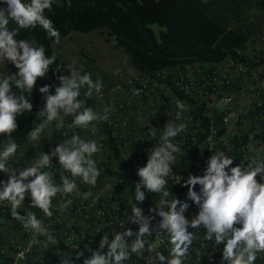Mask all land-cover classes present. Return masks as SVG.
<instances>
[{
    "label": "clouds",
    "instance_id": "obj_1",
    "mask_svg": "<svg viewBox=\"0 0 264 264\" xmlns=\"http://www.w3.org/2000/svg\"><path fill=\"white\" fill-rule=\"evenodd\" d=\"M53 2L54 0H0V67H3L5 60L11 62L18 70L19 79L15 81V85L24 91L30 92L33 89L36 80L43 77L48 71L49 65L53 64L55 56L46 58L43 47L30 46L26 40L17 41L13 37L17 35L20 28H34L39 25L47 32L48 36L58 38L57 29L53 26L52 21L44 15V11L50 9ZM254 13L260 18L264 17L259 13ZM10 20L18 25L17 29H9ZM254 32L247 47L238 50L235 57L226 58L217 62V64L198 65L187 63L169 69H162L156 72L154 76H148L137 71V75L132 78L131 82L136 86L140 99L148 102L146 104L148 115L156 117L160 123L159 126L154 125V127L162 130L166 137L171 136L173 139L175 135L180 138L183 132L182 119L192 113L196 122L204 127L205 124L202 125V122L204 123V120L207 121L208 119L204 115L202 117L203 102L197 104L189 98L191 97V88L185 89L184 82L188 77L200 81L205 74L216 73L219 68L226 66V64L229 67V84L222 88V92L233 97L232 103L228 107H233L238 111L247 109L250 106V98L258 97L259 92L246 94L243 93V89L247 86V83L253 80L249 79V72L257 70L264 56V44L257 42L258 38L264 36V27ZM238 65L243 67L242 72L237 70ZM196 69L201 71V76L196 77ZM176 70L178 72L174 74ZM183 71L187 76L183 74ZM260 74V77H264L262 73ZM12 79V76L0 79V134H10L17 127L16 115L31 109V105L22 96L18 103L17 99L9 94V81ZM61 84L62 86L56 89L55 95L47 97L45 111L48 121H52L57 117L58 109H63L65 113H72L81 107V103L76 98L79 96V88L82 85L87 84L89 90L93 87L99 88L98 84H92L88 74L81 77L79 82L75 77L70 79L61 77ZM157 87H162L172 94L169 97L171 105H161L153 97H149L152 96ZM39 91L47 93L48 88L42 87ZM242 95L245 97H241ZM245 100H247V104ZM166 107L171 108L173 111L171 115L165 113ZM224 109L228 108L225 107ZM43 114L42 112L41 115ZM222 114L219 113L214 118V122L219 121L223 128V133L219 136L216 135L217 144L215 147L220 151V156H213L209 160L206 174L202 178L190 177L187 181L189 186L188 196L191 201L201 202V197L192 191L193 185L202 186L201 191L203 194L201 211L198 217L191 221V226L197 227L202 223L207 229L208 239H211L212 234L215 233V240L218 243L225 241L223 256L231 260V264H253L257 259V254L264 252V183H258L256 180L257 175L264 172V164L257 165L255 168L250 167L253 162L255 163L257 155L249 153L251 150L248 153L242 150L248 142L246 132L243 133L242 127L235 126L233 121L230 125L224 126L221 121ZM103 117L102 124L105 127L106 135L100 137V143L105 137L110 143V140L117 139V135L114 136L110 130L109 127L112 122L109 118H105L104 112ZM95 119V115L86 109L75 117L74 125L86 127L89 122ZM44 127L45 125H41L31 131L29 133L30 139L35 141ZM64 136L68 141V146H58L55 149L59 162L50 159L48 155H42L40 158L32 159L30 161L32 166L19 171L18 175L16 173L17 168L12 166L14 169H9L10 165L8 164L16 155L18 144L10 141L0 148V204L4 202L10 204L13 209V216H18L15 211L17 207H21L24 211V206L27 207L31 213L27 217L25 227H30L39 233L45 232L39 220H45L46 216H52V212L53 215L56 214L53 218L58 219L59 223H64V221L66 223L74 212L78 213L76 218L79 219L78 216L83 218L80 209L76 207L75 201L74 203H68L69 208L66 211L61 212L54 209L55 201L51 202L52 197L58 191H61L50 183L55 178L56 173L61 175L63 171L67 170L73 176H80L84 182L94 184V186L96 182L103 179L98 176L99 171L103 169V164L100 162L96 164L89 158L92 153L97 151V144L94 141L78 142V137L70 131H65ZM199 137L201 138L200 135ZM254 139L255 143L259 139V134H256ZM109 143V151L112 153L114 160L120 164L122 162L120 149L121 144L123 148L125 147L124 143L120 142V148L115 146L119 155L118 160L115 159ZM136 143H138L137 140ZM138 144L142 146L146 142ZM251 144L253 145V143ZM176 151L177 149L172 144L166 143L164 147L158 148L152 154L147 165L138 171L144 187L152 192L161 191L166 183L165 177L170 173L169 163L174 160L172 153ZM147 152H149L147 148L135 150L129 165L121 166L120 164L119 177L125 179L127 169L133 165L138 156ZM235 152L244 161L241 168L239 166L231 168L235 162ZM246 154L248 156L245 158ZM84 163L87 164V167H82ZM229 171L230 175L227 174ZM63 184L62 191L64 193H71L76 186L74 182L68 179H65ZM94 186L91 189L94 192L100 191L102 196L105 189L100 190L94 188ZM139 187L138 185L135 199L143 201L144 195L140 192ZM167 195L168 193L164 192V196ZM91 202L96 206L94 200H91ZM31 203L37 207L36 210ZM177 203L178 201L172 200L169 211L159 213L163 217L160 227L167 229L169 234L173 256L169 264H181V258L185 256L188 246L192 242V235L186 232L188 222L182 215L187 205L181 204L179 210H177ZM132 214L133 217L139 219L141 216L140 209L133 206ZM22 215H24V212H22ZM236 223L242 226L233 228ZM228 230L232 231L231 238H227ZM148 232L147 223H142L135 241L130 246L125 244L124 237L132 236L131 230L116 232L110 242L106 232L100 239L98 247L91 249L89 255L84 256V249L78 248L75 251V256L82 257V264H123L129 259V251L139 253L145 247V241L141 237ZM104 245H107V252L99 250ZM150 247L155 248L156 245L152 244ZM19 255L23 256L24 254L20 253ZM41 255L49 257L46 250L34 252L28 258L29 264H42L40 262ZM39 257L40 259H38ZM159 259L163 261L165 257L159 255ZM61 264H77V262L69 257L67 260H63Z\"/></svg>",
    "mask_w": 264,
    "mask_h": 264
},
{
    "label": "built area",
    "instance_id": "obj_2",
    "mask_svg": "<svg viewBox=\"0 0 264 264\" xmlns=\"http://www.w3.org/2000/svg\"><path fill=\"white\" fill-rule=\"evenodd\" d=\"M257 42L264 44V36L258 38ZM228 70L229 67L226 64L216 73L205 74L200 81L188 77L184 82L185 89L191 88L189 98L197 104L203 102L202 117L204 115L208 119L210 126L208 128L201 126L199 122H196L192 113L182 119L181 137L174 135L172 139L171 136L166 137L162 130L154 127L153 123L146 124L136 140L140 144L151 140L150 146L145 147L149 152L136 158L133 165L127 169L125 179L119 177L113 182L108 180L109 184L102 196L100 191L94 192L91 189L94 184L84 182L82 177L73 176L67 170L61 175L56 173L50 183L61 191L52 197L51 202L55 201L54 209L61 212L66 211L69 208L68 203L75 201L83 218L80 216H78L79 219L76 218L78 213L74 212L66 223L65 221L59 223L58 219L53 218L56 214L53 215L52 212V216L39 220L42 228L45 229L44 233H39L30 227H25L27 217L31 213L27 207L24 206L25 211L17 207L15 211L18 216H13L10 204L7 202L0 204V264H29L28 258L31 254L45 250L49 257L41 255L42 259L40 257L38 259L42 264H61L69 257L76 260L77 264H82V257L75 256L78 248L84 249L83 254L87 256L91 249L98 247L104 233H108L110 242L116 232L125 230H131L133 233L130 237H124L125 244L130 246L135 241L142 223H147L149 228V232L141 237L145 241V247L139 253L129 251V259L123 264H169L173 258L169 234L167 229L160 227L163 217L159 213L168 212L172 200L178 201L177 210L181 204L187 205L182 215L188 222L186 232L192 235V242L185 256L181 258V264H231V260L223 256L225 241L218 243L215 240V233L212 234L211 239H208L207 229L202 223L197 227L191 226V221L196 219L201 211L203 194L202 186L193 185L192 191L201 197V202L191 201L187 185L190 177L202 178L206 174L209 160L213 156H220V151L215 147L217 144L216 131L212 127L214 118L219 113L224 114L221 115L224 126L230 125L233 121L235 126L242 127L243 133L246 132L248 142L242 150L245 153L251 150L249 153L257 155L255 163L253 162L250 167L255 168L257 165L264 164V77H260V73L264 75V56L257 70L249 72V79L253 80L243 89V93L246 94L259 92L258 97L250 98V106L247 109L238 111L233 107H228L233 97L222 92V88L229 84ZM237 70L242 72L243 67L238 65ZM225 107L228 109H224ZM168 108L166 107L165 113L171 115L173 111ZM256 134H259V139L254 143ZM166 143L172 144L177 151L172 153L174 160L169 163L170 173L165 177V185L160 192H152L143 186L138 171L145 167L152 154L158 148L164 147ZM247 156L248 154L245 158ZM65 179L76 185L71 193L62 191ZM256 180L258 183H264V172L259 173ZM138 185L140 192L144 195L143 201L135 199ZM164 192L168 195L164 196ZM91 200L96 202V206ZM133 206L140 209L139 219L133 217ZM84 221L86 223H83ZM241 226L236 223L233 228ZM231 235L232 231L228 230L227 238H231ZM152 244L156 247L151 248ZM99 250L107 252V245ZM20 253L24 255L21 256ZM158 254L163 255L165 259L161 261ZM253 264H264V252L257 254V259Z\"/></svg>",
    "mask_w": 264,
    "mask_h": 264
},
{
    "label": "trees",
    "instance_id": "obj_3",
    "mask_svg": "<svg viewBox=\"0 0 264 264\" xmlns=\"http://www.w3.org/2000/svg\"><path fill=\"white\" fill-rule=\"evenodd\" d=\"M251 12L264 16V0H160L157 3L155 0H54L44 15L57 29L58 38L95 30L108 31L136 71L154 76L162 69L187 63L217 64L235 57L238 50L248 46L255 33L252 24L247 23ZM8 27L17 29L18 25L10 20ZM13 38L26 40L30 46L43 47L46 58L55 56L53 44L58 38L48 36L39 25L20 28ZM61 77H75L79 82L82 76H65L55 56L53 64L36 80L30 92L17 88L14 82L9 94L18 103L22 96L32 105L36 97L47 100L48 96L55 95L56 89L62 86ZM42 87L48 88L47 93L39 91ZM87 99L85 92H79L76 98L79 102ZM45 108L37 104L16 115V129L10 134H0V140L22 143L47 119ZM202 125L210 126L206 120ZM213 128L216 135L223 133L219 121L213 123ZM109 147L118 160L114 140H110ZM234 156L231 168H241L244 161L236 152ZM227 174L230 175V171Z\"/></svg>",
    "mask_w": 264,
    "mask_h": 264
},
{
    "label": "crops",
    "instance_id": "obj_4",
    "mask_svg": "<svg viewBox=\"0 0 264 264\" xmlns=\"http://www.w3.org/2000/svg\"><path fill=\"white\" fill-rule=\"evenodd\" d=\"M81 36L84 37L78 39L74 36L75 43L72 41L73 36L57 39L54 42L53 48L57 62L65 76L77 74L83 77L88 74L92 84H98L99 88L93 87L89 90L87 84L82 85L79 92L88 94V99L80 102L81 107L72 113H65L64 110L58 109L57 117L54 120L48 121L46 119L44 121L42 125L45 127L35 141L31 140L28 135L23 143L18 144L17 153L8 164L10 165L9 169L17 168L16 173L18 175L19 171L32 166L30 163L32 159L40 158L42 155H48L50 159L59 162L55 149L58 146H68L64 133L70 131L78 137V142L94 141L97 144V151L92 153L89 158L96 164L99 162L103 164V169H99L98 174L103 179H100L94 188L104 190L109 184L108 180L113 182L119 178L120 164L121 166L129 165L135 150H143L150 146L151 140H147L146 144L142 146L136 143L138 135L143 132V127L147 123H153L156 126H159L160 123L156 117L148 115L146 107L148 102L140 99L136 86L131 82L132 78L137 75V71L130 65L124 52L116 47V42L109 32L96 30ZM76 43L78 44L76 45ZM101 47L108 48V52L105 51L104 53ZM97 48L101 49L100 54L104 53L102 57L95 56L94 51ZM114 53H116L114 58L117 60V65L113 70H110L101 61L108 64L113 59L110 57ZM196 71V77L201 76V71L199 69ZM17 72L15 66L5 60L3 67H0V79H3L5 75L12 76L13 79L9 81L11 89L13 83L19 79ZM177 72L178 70L174 71V74ZM183 74H185L184 71ZM171 95L168 90L157 87L152 96L149 97H153L161 105H171L169 100ZM241 97L245 96L242 95ZM46 101L43 97H36L31 107L35 108L37 104L46 106ZM245 102L248 103L247 100ZM86 109L90 110L96 119L89 122L86 127L74 125L75 117ZM103 112L105 118H109L112 122L109 127L110 130L114 136L117 135V139L114 138L115 146L120 148V142L125 145L123 148L121 144L120 158L122 162L120 164L114 160L109 151L108 139L105 137L100 143V137L106 135L102 124L104 121ZM82 167H87V164H82ZM25 182L27 183V181Z\"/></svg>",
    "mask_w": 264,
    "mask_h": 264
},
{
    "label": "rangeland",
    "instance_id": "obj_5",
    "mask_svg": "<svg viewBox=\"0 0 264 264\" xmlns=\"http://www.w3.org/2000/svg\"><path fill=\"white\" fill-rule=\"evenodd\" d=\"M158 1H160V0H155V2L157 3ZM166 3V2H165ZM164 3V4H165ZM157 12H159V10H157ZM249 17H250V20L247 22V23H250V24H252V28L255 30V31H258L259 30V28H261V27H264V17H262V18H260L258 15H256L254 12H251L250 14H249ZM82 34H73L72 36H73V42L75 43L76 42V39L74 38V36H76V37H78V39L79 38H82V37H84V36H81ZM90 37H91V34L89 35ZM58 39H61V38H58ZM78 43H76V45H77ZM101 49H102V51L105 53V51H107L108 50V48H105V47H101ZM101 49L100 48H97V50H95L94 51V53L96 54L95 56L97 57H102L103 55H104V53L103 54H100V52H101ZM108 52V51H107ZM115 54L116 53H114V54H112L111 55V57L110 58H113L108 64L107 63H105L104 61H101L102 62V64L103 65H105V66H107V69H114V67L117 65V60H116V58H114V56H115ZM107 64V65H106ZM7 75H5V77H6ZM44 123V122H43ZM42 123V124H43ZM41 124V125H42ZM8 141L10 142H14L13 140H7V142H4V140H1L0 141V148H2L4 145H6L7 143H8Z\"/></svg>",
    "mask_w": 264,
    "mask_h": 264
}]
</instances>
